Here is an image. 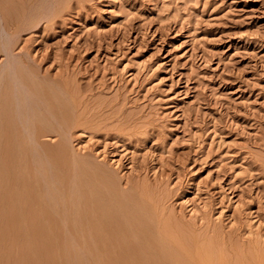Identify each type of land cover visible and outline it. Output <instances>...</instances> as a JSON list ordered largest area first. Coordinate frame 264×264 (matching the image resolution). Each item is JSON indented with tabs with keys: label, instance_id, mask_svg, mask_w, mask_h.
<instances>
[{
	"label": "rangeland",
	"instance_id": "374dc122",
	"mask_svg": "<svg viewBox=\"0 0 264 264\" xmlns=\"http://www.w3.org/2000/svg\"><path fill=\"white\" fill-rule=\"evenodd\" d=\"M0 72V264H264V0H0Z\"/></svg>",
	"mask_w": 264,
	"mask_h": 264
},
{
	"label": "bare ground",
	"instance_id": "6f19581e",
	"mask_svg": "<svg viewBox=\"0 0 264 264\" xmlns=\"http://www.w3.org/2000/svg\"><path fill=\"white\" fill-rule=\"evenodd\" d=\"M23 68H24V67H23ZM19 70H21V69H19ZM23 70H24V69H23ZM24 71H25V70H24ZM26 73H27V72H26ZM27 75H28V73H27ZM27 75H26V76H27ZM3 76H4L3 73L0 72V131H1L2 126H3V128H4V124L7 125L8 128H10L9 126H12L13 129H15L16 127H17V128L19 127L18 124H14L16 121H14V116H13L14 113L17 114L18 112H13V111H12V108H10V107H12V106L10 105V103H9V101H8L10 98H11V100H12V97H13V96H12V97H9V99H7L8 97L6 98V99H7V101H6L7 103H6L5 101L2 102V103L5 102L6 104L9 103L10 107L5 108V106H9V105H5V103H4L5 106H4L3 104L1 105V101L6 97V95H5L4 98H3V96H2V94H3V90H2L3 87H2V86H4V85H2V84H3V83H2V82H3V81H2ZM29 76H30V75H29ZM4 77H5V76H4ZM6 77H8V75H6ZM6 77H5V78H6ZM27 77H28V76H27ZM5 78H4V80H5ZM28 78H30V77H28ZM22 79H23V78H22ZM7 80H9V79L7 78V79H6V82H7ZM23 80H24V79H23ZM30 80H31V79H29V81H30ZM4 82H5V81H4ZM8 82H9V81H8ZM37 83H38V82H37ZM29 84H30V83H29ZM9 85H10V84H9ZM32 85H33V84H32ZM35 85H36V84H35ZM39 85L42 86V84H39ZM39 85H38V86H39ZM30 86H31V85H30ZM10 87H11V86H10ZM32 87H33V86H32ZM39 87H40V86H39ZM11 88H12V87H11ZM3 89H4V88H3ZM5 90H6V88H5ZM36 90H37V89H36ZM39 90H41V89H39ZM33 91L35 92L34 87H33ZM4 92H5V91H4ZM44 93L46 94V92H44ZM7 94H8V93H7ZM9 94L11 95L12 93H9ZM9 94H8L7 96H9ZM40 95H41V94H40ZM42 95H43V93H42ZM43 96H44V95H43ZM2 98H3V99H2ZM43 98H44V97H43ZM6 99H4V100H6ZM11 104H13V100H12V103H11ZM2 106H3V108H5V109L1 108ZM9 108H10V109H9ZM13 108H14V111H15L16 108H15L14 106H13ZM55 109H56V108H55ZM60 109H61V108H60ZM60 109H59V110H60ZM10 110H11L12 113L10 112ZM61 110H62V109H61ZM61 110H60V111H61ZM55 112H57V110H55ZM65 112H66V111H65ZM36 113H37V111H36ZM62 114H64V112H62ZM17 115H18V114H17ZM17 115H15V116H17ZM35 115H36V114H35ZM66 115H67V113H66ZM37 116H38V113H37ZM63 116H64V115H63ZM60 117H61V116H60ZM60 117H59V118H60ZM66 117H67V116H66ZM17 118H18V116H17ZM34 118H35V117H34ZM18 119H19V118H18ZM18 119H17V120H18ZM20 119H21V118H20ZM4 120L7 121V122L5 123ZM37 120H38V118H37ZM62 120H63V119H62ZM17 122H19V121H17ZM31 122H32V121H31ZM3 123H4V124H3ZM21 123H23V122H21ZM36 123H37V122H36ZM24 125H25V124H24ZM31 125H32V124H31ZM20 126H21V124H20ZM22 126H23V125H22ZM5 127H6V126H5ZM35 127H36V125H35ZM41 127H42V126H41ZM41 127H40V128H41ZM23 128H24V127H23ZM44 128H45V127H44ZM44 128H42V129H44ZM35 129L38 130V128H35ZM5 130H6V128H5ZM7 130H8V129H7ZM10 130H11V128H10ZM17 130H20V129H17ZM49 130H50V129H49ZM13 131H14V130H13ZM46 131H47V130H46ZM52 131H53V130H52ZM1 132H2V131H1ZM14 132H15V131H14ZM14 132H11V133H12V136L16 133V132H15V133H14ZM49 132H50V131H49ZM2 133H3V132H2ZM8 133H10V132H8ZM21 133H22V132H21ZM4 134H6V133H4ZM19 134H20V133H19ZM2 135H3V134H2ZM22 135H23V134H22ZM22 135H21V136H22ZM24 135H25V134H24ZM0 136H1V135H0ZM7 136L10 137V135H7ZM14 136H15V135H14ZM17 136H18V134H17ZM17 136H16V137H17ZM21 136H20V137H21ZM16 137H15V138H16ZM2 138H3V137H2ZM5 138H6V136H5ZM5 138H4V139H5ZM13 138H14V137H13ZM24 138H26V137L24 136ZM26 139H27V138H26ZM0 140H1V139H0ZM1 141H3V140H1ZM5 141H6V140H5ZM8 141H9V139H8ZM23 141H27V140H23ZM23 141H22V142H23ZM13 142H14V141H13ZM17 142H18V141H16V143H17ZM6 143H7V141H6ZM6 143H5V144H6ZM19 144H20V143H19ZM26 144H27V143H26ZM10 145H11V142H10ZM10 145L8 144V146H10ZM24 145H25V144H24ZM14 147H15V145H14ZM3 148H4V147H3ZM11 148H12V147H11ZM13 149H14V148H13ZM19 149H20V148H19ZM19 149H18V150H19ZM4 150H6V148H5ZM24 150H25V149H24ZM26 150H27V149H26ZM0 151H1V148H0ZM2 151H3V150H2ZM16 151H17V150H16ZM3 152H6V151H3ZM12 152H13V151H12ZM19 152H20V151H19ZM24 152H25V151H24ZM7 153H8V152H7ZM26 153H28V152H26ZM14 154H16L15 151H14ZM20 154H21V153H20ZM23 154H24V153H23ZM4 155H5V154H4ZM6 155H7V154H6ZM17 155H18V154H17ZM7 156H8V155H7ZM18 156H19V155H18ZM18 156H17V157H18ZM21 157H22V154H21L20 158H21ZM5 158H6V157H5ZM15 158H16V156H15ZM6 159H8V158H6ZM26 159H27V158H26ZM28 159H29V158H28ZM57 159H58V158H57ZM55 160H56V159H55ZM55 160H54V161H55ZM14 161H15V160H14ZM57 161H58V160H57ZM16 162H17V161H16ZM18 163H19V162H18ZM26 163H28V162H26ZM9 165H10V164H9ZM56 165H57V163H56ZM15 167H16V166H15ZM19 167H20V166H19ZM24 167H25V166H24ZM67 167H69V166H67ZM72 167H73V166H72ZM81 167H83V166H81ZM20 168H21V167H20ZM70 168H71V167H70ZM70 168H69V169H70ZM76 168H77V166H76ZM0 169H1V168H0ZM15 169H16V168H15ZM18 169H19V168H18ZM18 169H17V170H18ZM24 169H25V168H24ZM74 169H75V168H74ZM3 170H4V169H3ZM70 170H71V169H70ZM82 170L86 171V169H82ZM0 171H2V170H0ZM4 171H5V170H4ZM6 171H7V170H6ZM15 171H16V170H15ZM22 171H23V170H22ZM24 171L28 172V171H27V168H26ZM75 171H76V170H74V172H75ZM88 171L90 172V170H88ZM20 172H21V171L19 170V173H20ZM91 172H92V171H91ZM91 172H90V173H91ZM2 173H3V172H2ZM6 173H7V172H6ZM16 173H18V171H17ZM71 173H72V172H71ZM22 174H23V173H22ZM25 174H26V173H25ZM27 174H28V173H27ZM72 174H73V173H72ZM79 174H80V173H79ZM9 175H10V174H9ZM9 175H8V176H9ZM12 175H13V173H12ZM17 175H18V174H17ZM23 175H24V174H23ZM31 175H32V174H31ZM81 175H82V174H81ZM83 175H84V173H83ZM83 175H82V177H83V179L85 180L86 178H85ZM88 175H89V174H88ZM92 175H93V173H92ZM20 176H21V174H20ZM20 176H18V177H20ZM24 176H25V175H24ZM33 176H34V175H33ZM0 177H2V175H1ZM10 177H11V176H10ZM10 177H9V178H10ZM34 177H35V176H34ZM79 177H81V176H79ZM89 177H91V176H89ZM95 177H96V176H95ZM98 177H99V176H98ZM9 178H8V179H9ZM25 178H26V177H25ZM30 178H31V177H30ZM3 179H4V178H3ZM35 179H36V178H35ZM81 179H82V178H81ZM83 179H82V180H83ZM90 179L92 180V178H90ZM95 179H96V178H95ZM95 179H94V180H95ZM4 180H5V179H4ZM6 180H7V179H6ZM27 180H28V179H27ZM32 180H33V179H32ZM84 180H83V182H84ZM99 180H100V179H99ZM13 181H14V180H13ZM17 181H18V180H17ZM19 181H20V180H19ZM96 181H97V180H96ZM26 182H27V181H26ZM87 182H88V184H89L88 177H87ZM87 182H86V183H87ZM98 182H99V181H98ZM100 182H101V181H100ZM106 182H107V180H106ZM106 182H104V185H105ZM0 183H2V182H0ZM4 183H5V182H4ZM8 183H9V182H8ZM11 183H12V182H11ZM20 183H21V182H20ZM20 183H19V185H20ZM22 183H23V182H22ZM28 183H29V182H28ZM91 183H92V182H91ZM93 183H94V182H93ZM93 183H92V184H93ZM9 184H10V183H9ZM24 184H25V183H24ZM30 184H31V182H30ZM78 184H80V183H78ZM92 184H91V186H92ZM94 184H95V183H94ZM96 184H97V183H96ZM4 185H5V184H4ZM17 185H18V183H17ZM17 185H16V186H17ZM19 185H18V186H19ZM80 185H81V184H80ZM82 185H83V184H82ZM84 185H86V184H84ZM89 185H90V184H89ZM0 186H1V184H0ZM2 186H3V185H2ZM2 186H1V187H2ZM10 186H11V185H10ZM16 186H15V187H16ZM31 186H32V185H31ZM35 186H36V183H35ZM96 186H97V185H96ZM12 187H13V186H12ZM12 187H10V188H12ZM15 187H14V188H15ZM27 187H28V186H27ZM36 187H37V186H36ZM36 187H35V188H36ZM82 187H83V186H82ZM82 187H77V188H78V189H81ZM99 187H100V186H99ZM10 188H9V189H10ZM14 188H12V189H14ZM17 188H18V187H17ZM29 188L32 189L30 186H29ZM29 188H28V189H29ZM88 188H89V187H88ZM93 188H94V186H93ZM15 189H16V188H15ZM37 189H38V188H37ZM37 189H36V191H37ZM86 189H87V188H86ZM86 189H85V190H86ZM17 190L19 191V188H18ZM88 190H89V189H88ZM96 190H97V189H96ZM103 190H104V189H103ZM106 190H107V192H108V190L110 191L109 188L106 189ZM6 191H9V190L7 189ZM32 191H33V190H32ZM34 191H35V190H34ZM51 191H54V190L52 189ZM81 191H82V190H81ZM4 192H5V191H4ZM9 192H11V191H9ZM12 192H13V191H12ZM20 192H21V190H20ZM28 192H29V191H28ZM56 192H57V191H55V192H53V193L57 194ZM75 192H77V190H76ZM75 192H74V195H76V196H75V201H76V202H80L78 199H76L77 195H79V194H78V193L75 194ZM95 192H96V191H95ZM104 192H105V190H104ZM14 193H16V191H15ZM23 193H24V191H23ZM25 193H26V192H25ZM37 193H38V192H37ZM41 193H42V192H41ZM91 193H92V192H91ZM110 193H111V192H110ZM5 194H6V193H5ZM39 194H40V192H39ZM80 194H82V193L80 192ZM87 194H88V191H87ZM116 194H117V193H116ZM6 195H7V194H6ZM8 195H9V194H8ZM14 195H15V194H14ZM18 195H19V194H18ZM20 195H21V194H20ZM22 195H23V194H22ZM32 195H33V194H32ZM32 195H31V196H32ZM37 195H38V194H37ZM41 195H43V194H41ZM83 195H84V194H83ZM93 195H94V194H93ZM103 195H104V194H103ZM107 195H109V193H108ZM10 196H11V193H10ZM10 196H7V197L9 198ZM23 196H24V195H23ZM23 196H20V198L23 197ZM33 196H34V195H33ZM50 196L52 197L53 195H50ZM50 196H49V197H50ZM55 196H56V195H55ZM55 196L53 197V198H54L53 200H56V199H55ZM79 196H80V195H79ZM79 196H78V198H79ZM95 196H96V195H95ZM98 196H99V195H98ZM110 196H111V195H110ZM7 197H6V198H7ZM14 197H16V196H14ZM25 197H26V196H25ZM44 197H45V196H44ZM51 197H50V198H51ZM56 197H57V196H56ZM86 197H87V196H86ZM90 197H91V196H90ZM100 197H101V196H100ZM116 197H117V195H116ZM119 197H120V195H119ZM119 197H118V198H119ZM17 198H19V197H17ZM26 198H27V197H26ZM33 198H34V197H33ZM38 198H39V196H38ZM41 198H42V196L40 197V199H41ZM88 198H89V197H88ZM96 198H97V197H96ZM112 198H113V196H112ZM10 199H13V197L10 198ZM24 199H25V198L23 197V200H24ZM35 199H36V198H35ZM44 199H45V198H44ZM79 199H81V196H80ZM84 199H85V198H84ZM98 199H100V198L98 197ZM107 199H109V198H107ZM121 199H122V198H121ZM20 200H21V199H19V202H20ZM31 200H32V199H31ZM45 200H46V199H45ZM50 200H51V199H50ZM91 200H92V199H91ZM37 201H38V200H37ZM75 201H74V202H75ZM82 201H83V200H82ZM82 201H81V202H82ZM89 201H90V199H89ZM89 201H88V202H89ZM105 201H107V200H105ZM119 201H120V199H119ZM19 202H16V203L19 204ZM86 202H87V201H86ZM95 202H96V201H95ZM98 202H100V200H99ZM108 202H109V201H108ZM116 202H118V200H117ZM14 203H15V202H14ZM14 203H13V204H14ZM45 203H47V201H46ZM83 203H84V202H83ZM93 203H94V202H93ZM96 203H97V202H96ZM96 203H95V204H96ZM120 203H121V202H120ZM120 203H119V204H120ZM50 204H52V201L50 202ZM76 204H77V203H76ZM79 204H80V203H79ZM79 204H78V205H79ZM81 204H82V203H81ZM87 204H88V203H87ZM105 204H106V202H105ZM105 204H104V205H105ZM116 204H117V203H116ZM123 204H125V203H123ZM45 205H46V204H45ZM45 205H44V206H45ZM78 205H77V206H78ZM108 205H109V204H108ZM110 205H111V204H110ZM112 205H113V204H112ZM121 205H122V204H121ZM74 206H75V205H74ZM99 206H100V205H99ZM106 206H107V205H105L104 208H105ZM123 206H125V205H123ZM17 207H18V206H17ZM70 207H71V206H70ZM72 207H73V206H72ZM87 207H89V206H87ZM97 207H98V205H97ZM80 208H81V209H79V210L75 209V212L80 211V210H81V212H82V209H83L84 207L82 208V207L80 206ZM91 208H92V207H91ZM93 208H94V207H93ZM111 208H113V207H111ZM123 208H124V207H123ZM126 208H127V207H126ZM16 209H17V208H16ZM99 209H102V207L99 208ZM117 209H118V208H117ZM124 209H125V208H124ZM19 210H20V209H19ZM76 210H77V211H76ZM86 210H87V209H86ZM89 210H90V209H89ZM96 210H97V209H96ZM115 210H116V209H115ZM16 211H17V210H16ZM84 211H85V209H84ZM106 211H108V210H106ZM128 211H129V210H128ZM17 212H18V211H17ZM81 212H80V213H81ZM91 212H92V211H91ZM91 212H90V213H91ZM95 212H96V214H95V213H91V214L89 213V214H86V215H90L89 220H92V221L94 222L95 225H94V224H91V225H94V226H95V229H94V230H89V229H88L89 226H88L87 229H86V231H87V230H89V231H87V232H84V231H83L82 233H83V235L86 234L85 236L88 235V236H90V237L93 239L94 243L92 244L91 248H90V247H87V249H88V248L91 249V252H92V255H93V258H94V263H95V264H98L97 254H98V252L100 251V250H99L100 247H99V245H98V239L100 240L101 238H104L103 240H105V239H107V238H110L113 234H115V232L111 231L112 229L110 230L109 227L107 226V225H109L110 219L107 218V217H104V216L106 215V212L103 211V212L105 213V215H102L101 217L98 215L97 211H95ZM101 212H102V211H100V213H101ZM119 212H120V211H119ZM130 212H132V211H130ZM133 212H134V211H133ZM71 213H72V212H71ZM80 213H79V215H83V216H84V214H80ZM83 213H84V212H83ZM87 213H88V212H87ZM115 213H116V212H115ZM117 213H118V211H117ZM107 214H109V213H107ZM74 215H76V213H74ZM100 215H101V214H100ZM114 215H115V214H114ZM129 215H130V214H129ZM131 215H132V214H131ZM83 216H81V217L83 218ZM106 216H107V215H106ZM122 216H123V215H122ZM126 216H127V215H126ZM133 216H134V215H133ZM139 216H140V214H139ZM85 217H86V216H85ZM48 218H49V217H48ZM79 218H80V216H79ZM117 219H118V218H117ZM129 219H130V218H129ZM49 220H50V219H49ZM51 220L53 221L54 219H51ZM137 220H138V218H137ZM52 221H51V222H52ZM54 221H55V220H54ZM54 221H53V222H54ZM86 221L88 222L87 219H86ZM132 221H133V220H132ZM76 222H77V221H76ZM81 222H82V221H81ZM89 222H90V221H89ZM93 222H92V223H93ZM111 222H112V219H111ZM140 222H141V221H140ZM48 223H50V222H48ZM82 223H83V222H82ZM82 223H81V224H82ZM135 223H136V222H135ZM45 224L47 225V223H45ZM76 224H77V223H76ZM114 224H115V223H114ZM126 224H127V223H126ZM49 225H50V224H49ZM55 225L57 226L56 222H55ZM77 225H78V224H77ZM110 225H111V224H110ZM120 225H121V224H120ZM136 225H137V224H136ZM51 226H53V225L51 224ZM81 226H83V224H82ZM86 226H87V225H86ZM112 226H114V225H112ZM128 226H129V225H128ZM44 227H45V226H44ZM76 227H77V226H76ZM84 227H85V226H84ZM118 227H119V226H118ZM118 227H117V228H118ZM130 227H133V226H130ZM51 228H52V227H51ZM85 228H86V227H85ZM112 228H113V227H112ZM49 229H50V228H49ZM73 229H74V228H73ZM113 229H114V228H113ZM127 229H128V228H127ZM136 229H137V228H136ZM138 229H139V227H138ZM142 229H143V226H142ZM50 230H51V229H50ZM82 230H84V228H83ZM117 230H120V228L117 229ZM133 230H134V229H132V231H133ZM45 231H47V230L45 229ZM48 231H49V230H48ZM48 231H47V232H48ZM75 231H76V230H75ZM115 231H116V230H115ZM122 231H123V230H122ZM129 231H130V230H129ZM25 232H26V230H25ZM51 232H52V231H51ZM77 232H78V231H77ZM125 232H126V231H125ZM125 232H124V233H125ZM139 232H140V231H139ZM142 232H143V231H142ZM23 233H24V232H23ZM26 233H27V232H26ZM122 233H123V232H121V234H122ZM127 233H128V232H127ZM127 233H126V234H127ZM130 233H131V232H130ZM134 233H135V232H134ZM134 233H133V234H134ZM137 233H138V232H137ZM24 234H25V233H24ZM46 234H47V233H46ZM52 234H53V233H52ZM55 234H56V233H55ZM116 234H117V232H116ZM144 234H145V233H143V237H144ZM47 235H48V234H47ZM134 235H135V234H134ZM138 235L140 236V234H138ZM148 235H149V234H148ZM79 236H80V235H79ZM88 236H87V237H88ZM120 236H121V235H120ZM122 236L124 237L125 235L122 234ZM128 236H129V235H128ZM128 236H127V237H128ZM130 236H131V235H130ZM25 237H26V236H25ZM47 237H48V236H47ZM87 237H86V238H87ZM112 237H113V236H112ZM114 237H115V235H114ZM136 237H137V236H136ZM146 237H147V236H146ZM88 238H89V237H88ZM124 238H125V237H124ZM124 238H123V240H124ZM144 238H145V237H144ZM64 239H65V238H64ZM112 239H113V238H112ZM119 239H120V238H119ZM121 239H122V237H121ZM132 239H133V238H131V240H132ZM140 239H141V238H140ZM148 239H150V238H148ZM125 240H126V239H125ZM137 240H138V238H137ZM145 240H146V239H145ZM145 240H144V242H146ZM64 241H66V240H64ZM67 241H69V240L67 239ZM100 241H101V240H100ZM105 241H106V240H105ZM105 241H104V242H105ZM107 241H110V240L107 239ZM107 241H106L105 243H107ZM139 241H142V239L139 240ZM148 241H149V240H148ZM62 242H63V241H62ZM101 242H102V241H101ZM132 242H133V241H132ZM132 242H131V243H132ZM134 242H135V241H134ZM142 242H143V241H142ZM149 242H150V241H149ZM81 243H82V242H81ZM108 243H109V242H108ZM123 243H124V241H123ZM123 243H122V244H123ZM126 243H127V242H126ZM82 244H83V243H82ZM84 244H85V243H84ZM111 244H112V243H111ZM117 244H118V243H116V245H117ZM128 244H130V242H129ZM132 244H133V243H132ZM134 244H136V243H134ZM147 244H149V243L147 242ZM157 244H158V243H157ZM69 245H70V244H69ZM106 245H107V244H106ZM108 245H110V244H108ZM120 245H121V244H120ZM124 245H125V244H124ZM136 245H138V244H136ZM136 245H135V246H136ZM143 245H144V244H143ZM143 245H141V246H143ZM151 245H152V244H151ZM64 246H65V245H64ZM128 246H129V245H128ZM144 246H145V245H144ZM69 247H70V246H69ZM124 247H125V246H124ZM154 247H155V245H154ZM83 248H84V247H83ZM122 248H123V247H122ZM127 248H128V247H127ZM127 248H125V249H127ZM136 248H138V247L136 246ZM144 248H146V247H144ZM144 248H142V249H144ZM157 248H158V247H157ZM58 249H59V248H58ZM67 249H68V247H67ZM70 249H72V248H70ZM74 249H76V248H74ZM107 249H108V246H107V247H104V250H103L104 253H105V251H106ZM150 249H151V248H150ZM159 249H160V248H159ZM163 249H164V248H163ZM76 250H77V249H76ZM80 250H81V249H80ZM60 251H61V250H60ZM69 251H70V250H69ZM78 251H79V250H78ZM86 251H87V250H86ZM89 251H90V250H89ZM123 251H124V250H123ZM126 251H127V250H126ZM137 251H138V250H137ZM61 252H62V251H61ZM70 252H72V250H71ZM79 252H80V251H79ZM121 252H122V250H121ZM146 252H147V251H146ZM146 252H145V253H146ZM150 252H153V251L150 250ZM160 252H161V251H160ZM163 252H164V251H163ZM31 253H33V251H32ZM59 253H60V252H59ZM73 253H74V252H73ZM76 253H77V251H76ZM89 253H90V252H89ZM99 253H100V252H99ZM125 253H126V252H125ZM133 253H134V251H133ZM140 253H141V252H140ZM164 253H166V252H164ZM57 254H58V253H57ZM64 254H65V253H64ZM64 254H63V255H64ZM77 254H78V253H77ZM100 254H101V253H100ZM111 254H112V252H111ZM143 254H144V253H143ZM31 255H32V254H31ZM60 255H61V254H60ZM70 255H72V254H70ZM79 255H80V254H79ZM88 255H89V254H88ZM103 255H104V254H103ZM109 255H110V254H109ZM133 255H134V254H133ZM141 255H142V254H140V256H141ZM159 255H160V254H159ZM165 255H166V254H165ZM98 256H99V254H98ZM101 256H102V255H101ZM113 256H114V255H113ZM146 256H148V254H146ZM152 256L154 257V254H152ZM160 256H161V255H160ZM160 256H159V257H160ZM32 257H34V256H32ZM88 257H89V256H88ZM104 257H105V255L102 257V260H101V261H103V258H104ZM106 257H107V256H106ZM120 257H121V256H120ZM136 257H137V256H136ZM63 258H64V257H63ZM91 258H92V257H91ZM113 258H114V257H113ZM121 258H122V257H121ZM143 258H144V256H143ZM157 258H158V257H157ZM60 259H62V258H60ZM65 259H69V258H65ZM87 259H89V258H87ZM99 259H100V257H99ZM116 259H117V258H116ZM122 259H123V258H122ZM122 259H121V260H122ZM125 259H126V258H125ZM165 259H166V258H165ZM168 259H169V258H168ZM79 260H80V259H79ZM83 260H85L84 255H83ZM83 260H82V261H83ZM90 260H91V259H90ZM109 260H110V259H109ZM133 260H134V259H133ZM133 260H132V261H133ZM141 260H142V259H141ZM147 260H148V258H146V261H145V260H142V261H145L146 263H147L148 261H150V260H148V261H147ZM157 260H158V259H157ZM159 260H163V259H159ZM80 261H81V260H80ZM86 261H87V260H86ZM101 261H100V262H101ZM106 261H107V260H106ZM136 261H137V260H136ZM166 261H167V260H166ZM60 262H61V261H60ZM90 262H91V261H90ZM103 262H104V261H103ZM103 262H102V263H103ZM134 262H135V261H134ZM152 262H153V261H152ZM162 262H163V261H162ZM162 262H160V263H162ZM169 262H170V261H169ZM69 263H70V262H69ZM87 263H88V262H87ZM102 263H101V264H102ZM109 263H110V262H109ZM125 263H126V262H125ZM127 263H128V262H127ZM127 263H126V264H127ZM135 263H136V262H135ZM170 263H171V262H170ZM174 263H175V262H174ZM63 264H64V263H63ZM71 264H72V263H71ZM90 264H91V263H90ZM92 264H93V263H92ZM105 264H106V263H105ZM128 264H129V263H128ZM132 264H133V263H132ZM144 264H145V263H144ZM150 264H151V263H150ZM154 264H155V263H154ZM156 264H158V263H156Z\"/></svg>",
	"mask_w": 264,
	"mask_h": 264
}]
</instances>
